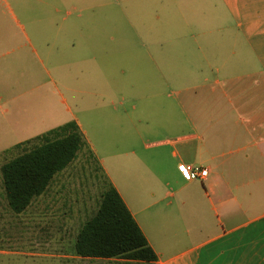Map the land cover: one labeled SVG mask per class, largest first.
I'll use <instances>...</instances> for the list:
<instances>
[{
    "label": "crops",
    "instance_id": "0c3cea01",
    "mask_svg": "<svg viewBox=\"0 0 264 264\" xmlns=\"http://www.w3.org/2000/svg\"><path fill=\"white\" fill-rule=\"evenodd\" d=\"M13 1L21 5L24 0ZM7 4L9 0H0V7ZM165 6L171 17L178 11L179 25L202 28L201 34L192 32L186 43L191 48L194 41L195 50H183L180 44L177 51L164 52L160 66L197 74L194 84L185 87V92L193 91L194 98L178 101L180 115L191 129L164 135L141 149L143 134L132 114L137 107L118 116L117 142L125 143V167L134 183L126 197L73 116L71 121L79 125L106 178L86 171L89 163L76 159L21 214L11 210L0 192V216L16 220L11 224L16 225L23 246L50 250L39 251L42 257L56 258L58 264H264V0H168ZM2 19L0 13V24H4ZM172 53L177 54L179 65ZM152 59L156 61L154 54ZM7 113L1 123L4 135L22 121L20 113ZM188 165L207 169L208 176L204 181L184 178ZM156 184L167 189L162 197L155 192ZM111 185L157 261L76 254L79 232L97 213ZM94 186L99 191L95 196Z\"/></svg>",
    "mask_w": 264,
    "mask_h": 264
},
{
    "label": "rangeland",
    "instance_id": "374dc122",
    "mask_svg": "<svg viewBox=\"0 0 264 264\" xmlns=\"http://www.w3.org/2000/svg\"><path fill=\"white\" fill-rule=\"evenodd\" d=\"M9 4L0 7L4 21L0 24V168L23 153L15 148L19 142L76 116L127 197L134 183L125 167V143L117 142L115 121L125 110L132 113L137 107L132 114L143 134L141 149L164 135L191 129L180 115L178 101L194 98L185 87L194 84L197 74L160 66L164 52L177 51L180 44L183 50H195L194 41L191 48L187 44L192 32L202 33L201 26L179 25L178 11L171 17L163 8L168 0H24L21 5L9 0ZM172 55L179 65L177 54ZM6 111L11 116L20 113L22 121L4 135L1 123ZM37 143L34 140L27 149ZM7 149L11 152L2 153ZM80 154L78 160L89 163L86 171L106 178L92 153ZM93 190L94 196L99 193L95 186ZM166 191L162 184L155 185L157 195ZM11 218L0 216V251L8 253L0 254V264H58L56 258L39 255L50 250L23 246Z\"/></svg>",
    "mask_w": 264,
    "mask_h": 264
},
{
    "label": "trees",
    "instance_id": "16d2710c",
    "mask_svg": "<svg viewBox=\"0 0 264 264\" xmlns=\"http://www.w3.org/2000/svg\"><path fill=\"white\" fill-rule=\"evenodd\" d=\"M16 146L23 153L0 168V192L15 214L23 213L44 194L56 174L65 170L83 151L89 150L79 125L71 121ZM24 147V148H23ZM92 156V154H91ZM76 254L80 257L121 258L155 262L158 257L118 191L111 185L102 195L97 213L81 229Z\"/></svg>",
    "mask_w": 264,
    "mask_h": 264
},
{
    "label": "built area",
    "instance_id": "2783aa9c",
    "mask_svg": "<svg viewBox=\"0 0 264 264\" xmlns=\"http://www.w3.org/2000/svg\"><path fill=\"white\" fill-rule=\"evenodd\" d=\"M186 173L188 177L194 181H204L208 176L207 169L191 165L186 166Z\"/></svg>",
    "mask_w": 264,
    "mask_h": 264
}]
</instances>
